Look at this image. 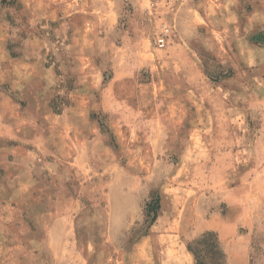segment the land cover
<instances>
[{"label": "rangeland", "instance_id": "1", "mask_svg": "<svg viewBox=\"0 0 264 264\" xmlns=\"http://www.w3.org/2000/svg\"><path fill=\"white\" fill-rule=\"evenodd\" d=\"M205 232L264 264V0H0V264H196Z\"/></svg>", "mask_w": 264, "mask_h": 264}, {"label": "crops", "instance_id": "2", "mask_svg": "<svg viewBox=\"0 0 264 264\" xmlns=\"http://www.w3.org/2000/svg\"><path fill=\"white\" fill-rule=\"evenodd\" d=\"M18 183L22 184V187L26 188V192L28 191L29 195H27V197H28L30 202L41 203V199L46 198V196L43 194L42 189L39 188V184H38L39 182L33 183V181L25 179V180L18 181ZM72 203H74V201H72ZM74 210L75 209L73 206L72 211L69 213L70 217L74 213ZM48 212H49L48 214L50 215L51 221L48 222V228L47 229H49L48 232H50V233H55V231L53 230L54 226H59L62 219H68V220L71 219L70 217L66 218L64 216H59L53 222L52 221L53 220L52 216L54 214L53 209H49ZM68 220L65 221L64 224L66 222H68ZM44 227H47V225H44ZM57 232H60V231H57ZM226 247H227L226 250H227V254H228L229 264H244L243 255L246 253V246L244 247V249L241 248V246H237L235 244L234 245H227Z\"/></svg>", "mask_w": 264, "mask_h": 264}, {"label": "trees", "instance_id": "3", "mask_svg": "<svg viewBox=\"0 0 264 264\" xmlns=\"http://www.w3.org/2000/svg\"><path fill=\"white\" fill-rule=\"evenodd\" d=\"M151 206V205H150ZM159 198L156 199V201H154L153 206H151V208H149L153 215L151 218V221L153 222L156 219V212L159 209ZM208 237H213V240L207 239ZM195 244L197 245L196 247L191 246L190 244L187 246L188 250L194 255L195 260H196V264H204L202 262V258H203V247H200L201 245L204 246L205 249H207L209 251L210 254H217L223 261L224 263V253L222 252L220 246H219V242H218V238L216 236V234L212 233V232H205L202 234V236L195 242Z\"/></svg>", "mask_w": 264, "mask_h": 264}, {"label": "built area", "instance_id": "4", "mask_svg": "<svg viewBox=\"0 0 264 264\" xmlns=\"http://www.w3.org/2000/svg\"><path fill=\"white\" fill-rule=\"evenodd\" d=\"M169 35V28L166 25L162 26V31L156 36L155 43L158 47L162 48L165 46L167 37Z\"/></svg>", "mask_w": 264, "mask_h": 264}]
</instances>
